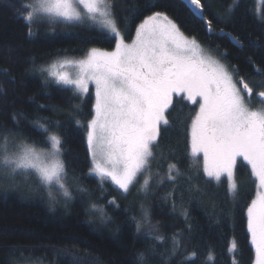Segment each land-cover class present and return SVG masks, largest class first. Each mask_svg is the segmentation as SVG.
Segmentation results:
<instances>
[{
  "label": "trees",
  "instance_id": "16d2710c",
  "mask_svg": "<svg viewBox=\"0 0 264 264\" xmlns=\"http://www.w3.org/2000/svg\"><path fill=\"white\" fill-rule=\"evenodd\" d=\"M19 2L0 0V128L15 127L29 134V143L43 146L45 137L33 121H51V131L63 140L62 158L72 198L67 205L52 207L40 192L29 195L0 184V264H140L141 253L148 264H253L247 208L256 194L254 179L240 158L233 196L227 180L204 176L202 161L191 155L190 148L189 127L197 104L173 98L166 114L170 123L161 125L159 147L150 163L156 174L146 193L138 190L137 181L127 194L110 181L100 182L90 174L86 137L87 123L94 114L91 90L78 96L74 90L46 80L37 70L56 58L82 56L93 47L112 50L115 40L85 22L38 20L29 35L16 11ZM115 2L117 25L126 43L132 41L144 18L162 12L187 37L213 51L237 81L244 79L254 93L264 90L260 88L264 83V20L260 18L264 1L256 15L255 0H238L229 18L224 13L233 0H201L207 5L205 17L213 21L212 33L180 0ZM130 10L134 15H128ZM221 29L241 46L226 34L219 35ZM250 104L264 105L257 94ZM169 164L179 169L175 181L167 179ZM81 188L87 192L79 191ZM174 188L173 197L169 194ZM113 199L115 203L109 204ZM93 203L104 207L108 219L101 220L98 212H92ZM145 211L148 223L137 233L136 220ZM153 226L156 230L150 231Z\"/></svg>",
  "mask_w": 264,
  "mask_h": 264
},
{
  "label": "snow or ice",
  "instance_id": "6c2138e0",
  "mask_svg": "<svg viewBox=\"0 0 264 264\" xmlns=\"http://www.w3.org/2000/svg\"><path fill=\"white\" fill-rule=\"evenodd\" d=\"M183 2L211 33L213 21L205 17L207 5L201 0ZM236 7L238 0H233L224 15L230 18ZM115 9V0H20L16 6L29 35L38 20L76 24L100 18L115 40L112 51L93 47L83 58H64L49 65L48 70V76L57 84L76 93L86 94L89 84L95 85L94 116L87 126L90 174L101 181L110 180L122 193H129L138 177L151 171L150 163L162 136L161 125L170 123L166 114L173 98L198 104L189 127L191 155L202 154L203 174L208 180L220 181L226 176L230 191L237 189L234 172L238 158L250 168L256 194L247 208V231L255 253L254 264H264V108L254 110L249 106L254 94L264 103V90L254 93V87L244 79L237 81L233 71L205 54L195 38L187 37L162 12L144 18L136 27L135 38L126 43ZM128 15H134V11ZM260 18L264 20V15ZM67 66L76 69L75 76L56 70ZM260 88L264 89V83ZM12 119L18 123L17 116ZM33 124L45 137L43 146L36 141L29 143V134L15 127L0 128V184L12 189L21 184L42 187L50 205H67L72 193L62 158V137L51 131V121L36 118ZM16 137L21 139L17 141ZM177 175V166L169 164L167 179L175 181ZM149 187L150 176H146L139 190L146 193ZM79 191L87 192L82 188ZM176 191L174 188L169 195L174 197ZM108 203L114 204L115 200ZM91 207L101 220L108 219L103 206L93 203ZM147 219L145 211L143 221L136 220L137 233ZM155 230L153 226L150 231ZM157 239L163 241L164 237ZM173 239L178 247L175 235ZM231 247L234 250L235 244ZM138 260L148 264L145 253Z\"/></svg>",
  "mask_w": 264,
  "mask_h": 264
},
{
  "label": "rangeland",
  "instance_id": "374dc122",
  "mask_svg": "<svg viewBox=\"0 0 264 264\" xmlns=\"http://www.w3.org/2000/svg\"><path fill=\"white\" fill-rule=\"evenodd\" d=\"M263 1L264 0H255V13H256V15H259L260 14V12H261V7H262V4H263ZM77 7L78 8H80V6L79 5H77ZM81 11H83L82 10V8L80 9ZM83 22H85V24H89V26H94V27H96V28H99L100 30H103V31H105L106 33H108L109 35H111L109 32H108V30L107 29H105L104 27H103V24H102V20L100 19V18H97V20L96 21H88V20H85V21H83ZM82 22V23H83ZM112 36V35H111ZM134 38H135V35H134ZM133 38V39H134ZM132 39V40H133ZM132 42V41H131ZM131 42H128L129 44L131 43ZM202 47V46H201ZM115 48V47H114ZM203 48V50H204V52H205V54H207V55H211L213 58H215V59H219V57L213 52V51H211V50H208V49H206V48H204V47H202ZM90 50V49H89ZM89 50H87L86 51V53L89 51ZM100 50H102V49H100ZM112 50H114V49H112ZM112 50H103V51H112ZM86 53L84 54V55H82V56H79V57H60V58H56V59H54V60H52L50 63H48L47 65H44V66H41V67H39L38 68V72H39V74H41V75H44V77H45V79L46 80H51V81H55L53 78H51V77H49L48 76V70H50L49 69V65H51L52 63H54V62H57V61H59V60H62V59H64V58H69V59H79V58H83L85 55H86ZM220 60V59H219ZM221 61V60H220ZM222 62V61H221ZM222 63H224V62H222ZM225 64V63H224ZM226 65V64H225ZM227 66V65H226ZM228 67V66H227ZM229 68V67H228ZM41 69H45V71H41ZM57 71H64V72H67V73H69V74H71V75H73V76H75V74H76V69H74L73 67H71V66H67V67H65L64 69H59V68H57L56 69ZM229 70L230 71H232L230 68H229ZM235 77V76H234ZM63 86V85H62ZM241 87H242V85H240ZM89 90H91V93H92V95H93V106H94V103H95V85L94 84H89ZM76 93V92H75ZM78 96H83V95H85V94H80V93H76ZM87 94V93H86ZM249 106L251 107V108H253L254 110L255 109H260V108H264V105L262 106V105H255V104H250L249 103ZM198 107H199V105L197 104V110H198ZM93 116H94V114H93ZM92 116V117H93ZM87 126H88V123H87ZM87 131H88V127H87ZM86 131V132H87ZM54 133V132H53ZM87 137V136H86ZM1 143H2V141H1ZM48 147L50 148V145H48ZM194 158H197V159H201V161H202V164H203V156H202V154L201 155H199L198 157H194ZM152 161H153V159H152ZM91 167H92V165H91ZM150 169H151V171L150 172H145V173H143V174H141L139 177H138V179H137V182H138V190L140 189V186L143 184V181H144V179H145V177L146 176H150V180L155 176V174H156V169L154 168V167H150ZM93 175V174H92ZM93 176H95V175H93ZM100 182H104V181H101L100 179H99V177H97V176H95ZM221 179H225V180H227V177L226 176H222L221 177ZM214 180V179H213ZM105 181H110V180H105ZM216 181V180H215ZM111 182V181H110ZM227 184H228V180H227ZM2 185H4V186H6V187H8V185L7 184H2ZM69 186V185H68ZM115 186V185H114ZM12 189V188H11ZM41 191H40V190ZM228 189H229V184H228ZM12 190H19V191H21V192H23V193H26V194H32V195H38V193L40 192V194H42L43 195V197L45 198V200H46V202L48 203V205H50V203H49V199H48V194H47V192L41 187V188H30V187H28L26 184H21L19 187H17V188H15V189H12ZM69 191H70V188H69ZM140 191V190H139ZM230 191V190H229ZM230 193L232 194V196L235 194V191H230ZM255 198V197H254ZM61 200L63 199L62 197L60 198ZM58 204V203H57ZM61 204H64L63 202H61ZM50 206H52L53 207V205H50ZM143 217H144V214H143V216H142V218L140 219V220H142L143 221ZM148 223V220L146 221V222H143V227H146V224ZM150 228H151V226H150ZM231 251L233 252V248H231ZM254 262H255V253H254ZM26 264H45V263H39V262H27ZM254 264V263H253Z\"/></svg>",
  "mask_w": 264,
  "mask_h": 264
},
{
  "label": "water",
  "instance_id": "95a60500",
  "mask_svg": "<svg viewBox=\"0 0 264 264\" xmlns=\"http://www.w3.org/2000/svg\"><path fill=\"white\" fill-rule=\"evenodd\" d=\"M180 1L183 2V0H180ZM183 3H184V2H183ZM211 33H212V32H211ZM222 34H226L227 37H229L230 40H231L234 44H237L238 46H241V45L237 42V40H236V39H235L230 33H225L224 31H223V32L219 31V35H222Z\"/></svg>",
  "mask_w": 264,
  "mask_h": 264
}]
</instances>
